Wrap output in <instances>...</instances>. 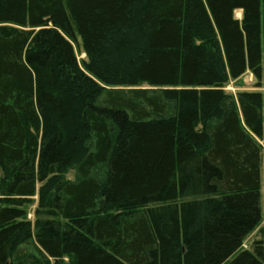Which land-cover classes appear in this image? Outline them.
Returning <instances> with one entry per match:
<instances>
[{
    "label": "trees",
    "instance_id": "obj_1",
    "mask_svg": "<svg viewBox=\"0 0 264 264\" xmlns=\"http://www.w3.org/2000/svg\"><path fill=\"white\" fill-rule=\"evenodd\" d=\"M263 163L264 0H0V264H264Z\"/></svg>",
    "mask_w": 264,
    "mask_h": 264
},
{
    "label": "rangeland",
    "instance_id": "obj_2",
    "mask_svg": "<svg viewBox=\"0 0 264 264\" xmlns=\"http://www.w3.org/2000/svg\"><path fill=\"white\" fill-rule=\"evenodd\" d=\"M235 18L240 20L241 13L235 12ZM81 59H84V55L78 56V60ZM225 91L234 95L237 92H257L260 90L255 89V81L253 77L249 73H246L238 80L230 82L226 86ZM65 178L68 181H72L74 179V173L72 171H69L65 176ZM260 180H261V192H260L261 221L258 227L249 235L248 238L245 239L243 243L244 249H250L254 242L264 238V163L261 167ZM36 206H37V196H34L32 198V203L26 207V212H27L26 218L31 222L34 220V210L36 209ZM233 258H231L230 260H232Z\"/></svg>",
    "mask_w": 264,
    "mask_h": 264
}]
</instances>
